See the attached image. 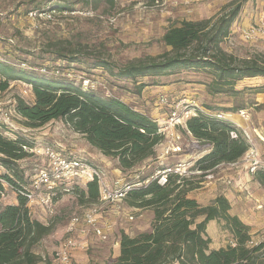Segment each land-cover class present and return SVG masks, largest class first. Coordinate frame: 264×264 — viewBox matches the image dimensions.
Returning a JSON list of instances; mask_svg holds the SVG:
<instances>
[{
    "label": "trees",
    "instance_id": "16d2710c",
    "mask_svg": "<svg viewBox=\"0 0 264 264\" xmlns=\"http://www.w3.org/2000/svg\"><path fill=\"white\" fill-rule=\"evenodd\" d=\"M85 2L88 6L91 4L89 0ZM242 8L243 4L238 2L209 19L183 20L172 25L162 38L169 50L158 57L130 63L117 72L104 61L97 66L119 80L133 81L138 93L148 86L139 84V79L195 70L211 76V95L237 96L240 94L236 89L238 83L264 78V55L241 59L222 47ZM48 11L64 12L65 9L57 7ZM75 55L76 50L70 45L56 53L58 60L71 63ZM43 74L36 76L0 62V94L8 91L12 82L32 87L33 103L19 98L15 106L27 130L63 122L82 135L91 147L117 161L123 171L134 170L156 156L157 147L165 141L157 121L117 97H101L94 90ZM257 89L264 94V87ZM225 111L238 112L239 109ZM205 112L197 110L196 116L187 121L185 130L199 145L210 149L190 170L199 174L170 173L165 185L159 184L158 179L141 180L137 183L141 186L131 185L134 187L124 200L131 208L153 213L151 228L134 237L122 231L119 257L110 258L105 264H264V242L253 244L250 227L231 214V204L225 196L219 195L209 206H201L190 196L203 187L208 173L214 174L221 165L237 163L251 147L234 123L215 117L219 109ZM6 130L0 123V166L7 170L0 174V264H40L44 260L35 249L54 234L56 226L34 219L27 199L18 193L25 187L24 172L18 164L31 155L25 148H32L34 143H30L25 134L8 137ZM233 131L238 132L237 139L231 138ZM261 169L255 179L264 185ZM6 186L17 193V205H1ZM74 192L82 206H92L100 200L97 180L88 183L85 189L75 188ZM215 221L232 235L233 245L218 250L210 248L212 240L207 228Z\"/></svg>",
    "mask_w": 264,
    "mask_h": 264
},
{
    "label": "rangeland",
    "instance_id": "374dc122",
    "mask_svg": "<svg viewBox=\"0 0 264 264\" xmlns=\"http://www.w3.org/2000/svg\"><path fill=\"white\" fill-rule=\"evenodd\" d=\"M89 1L91 4L88 6L85 0H0V62L16 70L36 74V76H41L43 73L49 74L52 79L75 84V86L82 87L83 80L89 79L95 83L92 90L101 97L119 98L120 95L129 93L131 95L139 94L142 97L144 94L137 92L133 81L119 80L112 76L110 71L98 67L97 64L104 61L110 66V69L117 72L118 68L130 63L149 57H158L169 50L162 42L164 34L172 25L179 22L176 20L174 24H171L172 14H176L179 19L192 18L199 21L226 12L238 2L243 4L242 12L236 21V29H239L225 40L222 47L228 53L241 59L264 55V35L259 34L253 41L246 40L244 35L246 32L264 28V0H192L188 4L178 3V7H174L169 2L165 6L156 7V0H114L113 3L105 0ZM181 6L185 8L184 12L173 13ZM57 7L70 13L92 8L96 16L86 17L77 14L63 16V14L57 13L55 22L32 21L28 17L31 11H47ZM190 14L193 16L191 17ZM69 45L76 50L75 61L71 63L58 60L57 51L69 47ZM165 78L168 79H163L162 82L169 83V81L178 80L177 83H181L180 86L194 84L193 89L197 88L195 89L197 98L194 99V104L204 112L211 108L219 109L225 114H235L234 118L238 121L242 117L236 116L237 112H226L227 106H231L229 109L253 108L257 112V117H261V113L264 112L263 105L254 107L263 97L255 87H246L237 96L211 95L209 86L212 78L205 71L179 70ZM159 80L156 78L139 79L138 83L145 82L149 87H154L162 83ZM258 84L262 86L264 83H252L251 86L257 87ZM184 92L183 88H179L175 93L167 92L162 95L168 97L170 102L178 103L190 96ZM151 96L149 95L150 98ZM160 96L161 94L151 99L148 97V102L154 110L163 109L165 112L166 108L158 105ZM19 98L29 104L34 101L29 86L23 82H12L9 90L0 94V106L4 112L12 113V124L16 129V132H7L6 136L13 138L17 133L25 134L30 143L49 145L65 155L84 159L105 172L113 190H118L125 185L137 184L144 179L152 181L167 168L182 166L187 170H192L195 165V163H181V161L184 160L183 155L192 152L193 146L197 142L193 139L195 144H192L190 140H186L183 133L175 130L170 133L167 131L166 136L164 135V144L166 145L162 148L160 156L157 152L154 158L145 161L134 170L123 171L117 161L104 156L91 147L82 135L75 133L63 122H51L39 130H27L22 124V119L17 117L13 111ZM186 104L192 106L191 108H196L189 101ZM245 116L249 118L248 120H253L252 116L248 114ZM1 118L0 115V120ZM161 123L162 126L166 124L164 121ZM168 135L174 138L178 145L180 144L181 152L177 149L174 152L167 150V141L170 139ZM177 137H180V140H177ZM254 149L259 152L263 163L262 169H260L264 170V147L255 146ZM46 165L45 156L32 154L18 164L20 170L24 172L25 187L31 184L34 176ZM226 166L221 165L220 171H216V178L227 177L221 180L224 182L222 186L216 191L212 190V193L202 194L199 204L209 206L215 200V196L217 198L219 195L226 194L231 204V214L238 216L244 224L250 227L253 244H260L264 242V185H261L256 179L254 180L255 175L245 169L244 162L236 167L227 168ZM6 172L7 170L0 166V174ZM232 173H235L237 178L231 179ZM247 174L248 176H245ZM243 177H245L244 180ZM211 181L214 179L206 180V182ZM75 188L79 187L75 186ZM81 188L85 189L86 185L80 184ZM6 189L4 203L10 202L11 197L9 196L13 195L11 187L6 186ZM74 189L73 194L63 196L59 200L54 214L40 206L30 208L31 215L32 211L33 214H39L43 224L56 226L54 234L46 238L35 249V253L44 260L40 264L54 262L59 244L67 238L66 228L70 220L75 216H83L87 210L94 206L101 208L99 223L105 220L114 221L117 229L122 227L131 237L136 236L139 232L137 226L140 222L138 217L141 212L129 207L125 200L117 205L98 202L92 206H82L79 204ZM201 192L203 193V191ZM62 200L64 201L60 204ZM1 205L4 206L3 202ZM32 217L34 218V215ZM107 232L109 234L108 241H116L114 236L116 232H112L111 227L107 228ZM207 234L212 240L210 246L212 250L226 248L234 244L232 235L217 221L209 224ZM95 238L97 237L95 236ZM97 239L100 240L98 247H102L101 243L108 242ZM87 253L96 255L90 251Z\"/></svg>",
    "mask_w": 264,
    "mask_h": 264
},
{
    "label": "built area",
    "instance_id": "2783aa9c",
    "mask_svg": "<svg viewBox=\"0 0 264 264\" xmlns=\"http://www.w3.org/2000/svg\"><path fill=\"white\" fill-rule=\"evenodd\" d=\"M184 4L190 3L192 0H182ZM198 1V0H197ZM169 4L176 6L179 2L176 0H156V7L165 6ZM63 14L66 16L68 14L83 15L86 17H95L96 13L93 9H85L82 11H68L55 12V11H31L28 14L29 19L32 21L41 20L46 22H55L58 14ZM259 34L264 35V28H259L246 32L245 39L248 41H253ZM58 73V72H57ZM30 91L32 92V87L28 85ZM95 83L91 82L89 79H85L82 82V88L85 90L94 89ZM187 100H182L178 103L170 102L169 98L161 95L158 99V105L162 108L169 110L166 119L164 120V126L160 123V132L166 136V133L175 131L179 128H186V123L189 119L196 116L197 108H191L186 104ZM192 105V104H191ZM14 113L18 116L15 108ZM204 112V111H202ZM209 114V112H205ZM11 112H4L0 106V115L2 116L0 123L3 124L9 132H16L14 125L12 124ZM242 118L246 119L247 116L245 112H240L239 114ZM215 117L224 120L229 119V116L224 113H216ZM242 135L247 139L250 144L249 151L245 156L234 164H229V166H238L241 162H244L245 169L250 173L255 175L263 163L260 159L259 152L254 149V137L253 134L242 127L241 125L235 124ZM25 132V130H24ZM238 132H231L230 136L232 139L238 138ZM258 139L263 141V139L258 135ZM190 136V133L188 132ZM169 136V135H168ZM167 138V137H166ZM167 141L168 151L174 152L176 149L181 152V147L178 145L174 138L169 136ZM180 140V137H177ZM27 152L32 155L45 156L47 165L41 169L36 176L31 181L28 187H24L18 193L27 199L28 207L40 206L46 208L51 214L55 213V208L59 204V200L66 195L73 194V189L75 186L80 187V184L87 185L88 183L97 180L100 189V203H113L115 205L122 202L127 193L134 187L131 185H125L118 190H113L108 182L105 172L92 164L84 161V159L78 157H71L65 155L57 148L49 145H43L41 143H35L32 148H25ZM170 173L179 174L181 176H189L194 174H199V172H191L182 166H177L175 168H167L160 173L155 179H158L159 184L165 185L167 183V175ZM159 175V174H158ZM215 178L213 173H208L206 180H213ZM80 183V184H79ZM136 186H141L137 184ZM75 190V189H74ZM17 194V193H16ZM5 194L3 198H5ZM101 208L94 206L87 210L83 216L73 217L67 225L66 232L67 238H65L58 246L55 254V260L52 264H75L74 262V252L81 246L79 242L80 235L93 234L102 241H108L109 234L106 229L102 228L98 222L99 211ZM132 219V218H131ZM83 225V228L80 226Z\"/></svg>",
    "mask_w": 264,
    "mask_h": 264
},
{
    "label": "crops",
    "instance_id": "0c3cea01",
    "mask_svg": "<svg viewBox=\"0 0 264 264\" xmlns=\"http://www.w3.org/2000/svg\"><path fill=\"white\" fill-rule=\"evenodd\" d=\"M179 3L182 4L183 1H180ZM178 6L176 5L174 7H178ZM184 9L185 8L181 6V8H179V10L177 9L176 11H174V12L172 11V12L173 13H177L179 11L184 12L185 11ZM172 15L173 16H172V19H171V21H172L171 24H174L176 22V20L179 21V22L184 20V19H179L178 16H176V14H172ZM190 16L192 17L193 15L190 14ZM185 20H187V21H198V20H195V19H192V18H186ZM236 26H237V22L234 24L230 36H232L237 31V29H239V28L236 29ZM156 79L157 80L160 79L159 81L162 82V81H164L163 79H168V78L161 77V78H156ZM143 80H148V78H144ZM177 82H178V80L177 81L175 80V81H169V83L168 82L167 83L166 82H162V83H160V84H158L157 86H154V87L147 86L142 91V93L144 94L142 97L139 94L138 95H135V94L131 95L129 93L128 95H125V94H123V96L120 95L119 99L122 102H124L125 104H127V105L131 106L132 108H134L136 111L145 113L148 116H150L153 120L158 121V123H161L162 121H164L166 119L169 110L168 109H164L165 112H163V109H160V110L159 109H155L154 110L151 107L150 102H148L149 95H152L151 96V98H152V97L158 96L160 94L161 95L162 94H166L167 92L175 93L179 88H183L185 90L184 94L186 93L187 95H190V96L186 97V99H188L187 101L191 102L192 105L195 103L194 99L197 98L196 97V92H195V89H197V88L193 89V87H195L194 84H188V85L180 86L181 83H177ZM143 83H145V82H143ZM252 83H264V78L258 77V78L245 79L244 81H241L240 83H238V85L236 86V89L238 91H241V90H243L246 87L247 88H251V87L263 88L264 87V84L262 86H260L261 84H258L257 87L255 85L251 86ZM139 84H141V83H139ZM121 91H123V90H121ZM261 95L263 97L261 98V100H259V103L254 105V107H258V106H261V105L264 106V94H261ZM194 105L196 106L197 110L203 111L201 108H199V106H197L196 104H194ZM221 106H224V105H221ZM227 107H228L227 109H229V107H231V106H227ZM240 112H245L246 114L252 116L253 120L252 119L248 120L249 118L247 117L246 119L242 118L241 120L238 121V120H236L234 118L235 114H226V115L232 116V118H229V120L232 123L237 124V125H241L242 127H244L245 129H247L248 131H250L253 134L254 147L255 146H257L258 148L259 147L261 148L262 146L264 147V112L261 113V115H262L261 117H257L256 116L257 112H255V110H253V108H249V109L241 108L236 113V116H240L239 115ZM220 113H224V112L221 111ZM36 130H39V129H36ZM30 131H34V130H30ZM178 131L185 135L186 140H190L192 142V144H195V142H193V138L190 137L188 134H186L185 128H179ZM255 132H257L258 135L263 139L262 142L258 140ZM165 145L166 144L163 143V144H161L160 146L157 147L156 152H159V156L161 154L162 148H164ZM188 146H191V145H188ZM209 152H210L209 148H204L201 145H199L198 143H196L193 146L192 152H189V153L183 155L184 156V160L181 161V163L182 162H184V163H196L200 158H202L203 156H205ZM260 152H262V151H260ZM96 157H98V156L96 155ZM161 163H164V162H161ZM220 167L221 166H219L217 168V170H216L217 172L220 171ZM226 167L228 168V167H231V166L227 165ZM216 171L214 173V176H216V173H217ZM234 174L235 173H232V175L230 177L231 179H233V177L237 178V176H235ZM245 176H248V174L245 175ZM225 178H227V177L225 176ZM225 178L221 177L219 179V177L218 178L215 177L214 181L206 182L203 188H201L198 191H195V192L191 193L190 196L192 198H195L199 202L200 201V196L202 194L212 193V190L216 191L217 188L222 186V184L224 183V182H221V180H223ZM242 179L244 180L245 177H243ZM254 180H255V178H254ZM6 191H7V189H6ZM201 191H203V193ZM12 194H13L12 196H9V197H11L10 202H5L4 203L5 199L2 200L4 206L17 205L18 204L17 194L14 191L12 192ZM224 196L227 199H229L226 196V194H224ZM215 199H216V196H215ZM63 201L64 200H62L60 202V204L63 203ZM136 210H138V209H136ZM139 212H141V214L138 217V219L140 221L139 225L137 226V229L139 231L138 234L149 231L150 228H151V224H152L153 218H154V215H153V213L151 211H143L142 212L141 210H139ZM33 215H34V218H36V220H38V221L41 220L40 215L39 214L38 215L37 214H33V211H32V216ZM99 224H100V226H102L106 230H107V228L111 227L112 232H114V231L116 232V234L114 235L116 237V241L109 240L111 242L108 241L107 243H101L100 245H102V247H98L97 245L100 243V240L95 238V236L93 234L80 235L79 236V242H80L81 246L78 247L75 250V252H74V262H75V264H105L110 258L116 259V258L119 257V255H120V233L122 231H124L126 233V230H124L122 227L117 229L116 228V223L114 221L112 222V221L105 220V221L100 222ZM83 227H84L83 225L80 226V228H83ZM59 235L61 236V234H59ZM94 249H95V251H94ZM89 251L92 254L94 252L96 255H89L87 253Z\"/></svg>",
    "mask_w": 264,
    "mask_h": 264
}]
</instances>
